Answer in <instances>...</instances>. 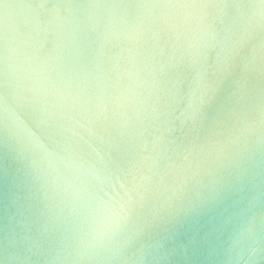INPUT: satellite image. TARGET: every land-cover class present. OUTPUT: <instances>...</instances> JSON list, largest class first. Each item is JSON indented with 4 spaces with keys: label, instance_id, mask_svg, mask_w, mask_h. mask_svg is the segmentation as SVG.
<instances>
[{
    "label": "clouds",
    "instance_id": "clouds-1",
    "mask_svg": "<svg viewBox=\"0 0 264 264\" xmlns=\"http://www.w3.org/2000/svg\"><path fill=\"white\" fill-rule=\"evenodd\" d=\"M4 9L0 126L47 210L43 230L12 233L23 264H162L203 251L264 264V0ZM206 150L227 173L208 196L181 207L165 188L142 211L161 183L145 167Z\"/></svg>",
    "mask_w": 264,
    "mask_h": 264
},
{
    "label": "water",
    "instance_id": "water-1",
    "mask_svg": "<svg viewBox=\"0 0 264 264\" xmlns=\"http://www.w3.org/2000/svg\"><path fill=\"white\" fill-rule=\"evenodd\" d=\"M40 0H0V32L4 22V6L26 5L38 3ZM56 2V0H49ZM74 2H90V0H74ZM219 106L214 105L210 114L215 115ZM223 140L226 130L223 125L212 129ZM208 135V123L205 124V131L201 133L199 144L204 145V136ZM207 149L208 146L205 145ZM171 155V160H162L160 166L154 172H145L160 180V192L153 189L149 193L148 204L142 211H148L153 202V196L159 197L161 192L167 188L165 195H173L178 206L188 207L203 196L211 193L212 181L220 180L227 176V173L220 169L219 160L215 154H209L206 150L199 154L189 155L187 160L182 157ZM123 159V157H122ZM174 165L165 167V165ZM122 179H124L122 177ZM125 187L131 188V184L125 180ZM123 192L124 189L122 188ZM264 216V205L260 208ZM47 220V210L44 206V194L39 183L30 175L24 167L23 162L16 158L7 147L2 126H0V264H23V261L13 254L10 239L13 231L36 232L43 230ZM264 233V226H262ZM162 264H222L218 256L207 251L190 254L189 257L173 256Z\"/></svg>",
    "mask_w": 264,
    "mask_h": 264
}]
</instances>
